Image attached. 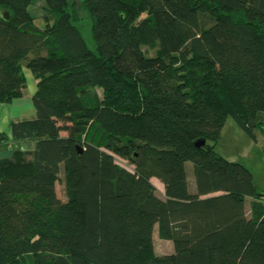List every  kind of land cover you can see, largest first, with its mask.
<instances>
[{"label":"trees","instance_id":"obj_1","mask_svg":"<svg viewBox=\"0 0 264 264\" xmlns=\"http://www.w3.org/2000/svg\"><path fill=\"white\" fill-rule=\"evenodd\" d=\"M34 1L0 0V104L38 82L12 125L34 148L0 159V264H264V193L216 152L229 118L264 131V0H46L44 28Z\"/></svg>","mask_w":264,"mask_h":264},{"label":"rangeland","instance_id":"obj_2","mask_svg":"<svg viewBox=\"0 0 264 264\" xmlns=\"http://www.w3.org/2000/svg\"><path fill=\"white\" fill-rule=\"evenodd\" d=\"M73 3L74 0H67ZM29 12L35 18V22L39 27H45V18L48 16L46 0H35L29 7ZM88 47L95 51L96 43L92 36V20L88 14H83V19L77 24ZM164 45L162 41L147 43L143 46L145 55L154 57L163 52ZM101 93V92H100ZM264 123V118H263ZM256 141L247 135L241 127L232 118H229L226 126L223 129L221 140L217 145L216 152L224 159L237 162L248 167L255 179V185L258 192L264 193V131L258 127L254 132ZM117 164L120 167L127 168L133 171L126 160L115 157ZM193 166L192 163H187V167ZM64 172H61L60 181L57 184V192L60 199L67 200L66 185L64 181ZM249 204V203H247ZM155 236V251L157 254H168L173 252L174 245L170 241H165L159 238L157 228L154 233ZM18 264H35L34 257L27 256L22 258Z\"/></svg>","mask_w":264,"mask_h":264},{"label":"crops","instance_id":"obj_3","mask_svg":"<svg viewBox=\"0 0 264 264\" xmlns=\"http://www.w3.org/2000/svg\"><path fill=\"white\" fill-rule=\"evenodd\" d=\"M24 73L27 85L22 97L15 99L11 103L0 104V136L6 138L0 143V159L12 157L14 151L18 148L22 150H31L34 148L33 143L15 142L12 137V125L14 123L34 120L37 116L33 99L38 90V82L29 69L24 68ZM187 174L193 191L194 174L192 166L187 167ZM151 182L157 189V195L164 198L165 187L163 183L157 178H152ZM249 201L251 203L253 199L248 198L247 203Z\"/></svg>","mask_w":264,"mask_h":264},{"label":"water","instance_id":"obj_4","mask_svg":"<svg viewBox=\"0 0 264 264\" xmlns=\"http://www.w3.org/2000/svg\"><path fill=\"white\" fill-rule=\"evenodd\" d=\"M8 14H6V18H8ZM195 146L200 149V150H207L209 149L207 146V141L206 139H199L195 142Z\"/></svg>","mask_w":264,"mask_h":264}]
</instances>
